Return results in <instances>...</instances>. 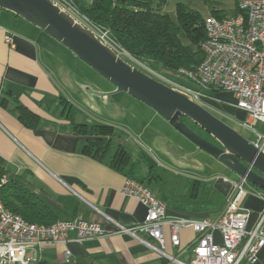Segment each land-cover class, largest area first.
<instances>
[{"label": "crops", "instance_id": "1", "mask_svg": "<svg viewBox=\"0 0 264 264\" xmlns=\"http://www.w3.org/2000/svg\"><path fill=\"white\" fill-rule=\"evenodd\" d=\"M0 26L12 33L14 41V47L10 48L0 29V96L9 91L11 97H16L25 107L55 125L28 129L9 111L11 104L8 108L0 106V164L54 205L59 211V219L78 217L98 223L105 230L100 237L82 241H77L75 234L69 233L65 242L45 245L41 250L40 264H160L161 257L156 252L130 235L114 233L113 224L106 220L108 217L124 226L134 225L145 219L146 208L136 198L122 194L124 176L81 153L85 139L73 134L69 123L57 115L53 101L58 97L66 98L80 110L84 106L75 102L80 100L74 93L70 68L59 61L56 64L45 52L42 41L48 35L4 9H0ZM81 86L83 88L85 84L81 82ZM212 94L211 98H203L204 105L223 112L227 107L230 119L238 110L233 95L226 91H213ZM164 163L169 162L165 160ZM189 177L197 183L193 197L197 198L200 188L209 183L207 187L217 188L223 202L217 209L208 202L167 200V216L215 218L229 192L230 181L238 179L237 176L231 179L198 172ZM191 179L187 178V182ZM245 187L247 193L241 206L249 212L246 224L249 231L264 210V194L251 184ZM178 205L180 208H175ZM193 237L190 227L182 228L180 247H189ZM214 239L219 242L218 233L214 234ZM65 251L71 254V262H65ZM171 252L177 254L173 249ZM187 255L183 252L179 259H186ZM241 264H264V246L254 263L242 261Z\"/></svg>", "mask_w": 264, "mask_h": 264}, {"label": "built area", "instance_id": "2", "mask_svg": "<svg viewBox=\"0 0 264 264\" xmlns=\"http://www.w3.org/2000/svg\"><path fill=\"white\" fill-rule=\"evenodd\" d=\"M72 19L90 30L106 47L132 66L156 80L189 94L201 104L206 92L226 91L234 98V106L244 112L240 124L254 137L250 143L264 154V0H236L237 12L230 17L209 15L203 20L205 38L200 45L201 62L191 68L176 70V77L189 80L188 88L150 69L120 46L107 28L93 23L80 13L72 0H50ZM91 1V0H89ZM4 41L14 47L12 33L0 26ZM229 181L227 178H223ZM8 181L3 175L0 185ZM244 179L230 181V189L215 218L201 219L167 216L166 205L146 186L125 178L121 192L136 198L145 208L142 222L130 226L106 217L114 233L130 235L134 240L174 264H241L254 263L264 246V210L253 229L247 231L249 212L241 206L247 193ZM190 227L193 240L187 248L180 247V230ZM74 233L77 241L100 237L105 230L92 221L73 217L58 219L50 225L30 223L5 208L0 201V264H29L41 262L45 245L65 242ZM218 233L219 242L214 234ZM167 241L177 252H165ZM187 253L185 261L179 255ZM66 263L72 261L65 251Z\"/></svg>", "mask_w": 264, "mask_h": 264}, {"label": "trees", "instance_id": "3", "mask_svg": "<svg viewBox=\"0 0 264 264\" xmlns=\"http://www.w3.org/2000/svg\"><path fill=\"white\" fill-rule=\"evenodd\" d=\"M72 1L80 13L96 25L107 28L115 41L133 57L146 61L150 69L180 85L193 88L189 80L182 77V80H178L174 75L182 67L198 65L203 58L200 45L205 38V30L203 20L196 12L177 3L176 21H173L167 14L153 8L152 0ZM212 15L224 18L219 12ZM181 31L190 45L182 44L179 39ZM212 93L206 92L205 96L211 98ZM9 104L11 108H8ZM53 104L59 109L57 115L69 123L72 133L85 139L81 147L83 155L146 186L166 205L167 197L159 186L163 181L161 173L144 149L127 137H122L112 125L89 123L87 115L62 96L55 99ZM0 106L8 108L28 129L55 126L25 107L16 97H11L9 91L0 96ZM183 121L199 135L217 144L192 121L187 118H183ZM3 175L8 177V181L0 185V201L5 208L30 223L50 225L59 219V211L54 205L0 164V180ZM193 184L196 190V181ZM255 188L264 194V190ZM175 208L179 209L180 206ZM160 264L174 263L161 257Z\"/></svg>", "mask_w": 264, "mask_h": 264}, {"label": "rangeland", "instance_id": "4", "mask_svg": "<svg viewBox=\"0 0 264 264\" xmlns=\"http://www.w3.org/2000/svg\"><path fill=\"white\" fill-rule=\"evenodd\" d=\"M177 3H182L196 12L202 20L213 12H219L224 17L233 16L237 8L236 0H152V7L176 21ZM179 39L183 45H190L183 31L180 32ZM42 43L45 52L56 64L59 61L70 68L69 76L72 78V84L75 83L73 84L74 93L77 100H80L75 102L84 106L81 110L86 113L87 121L92 124L112 125L117 129L118 134L134 141L148 153L161 173L163 181L159 186L168 196L169 202H172L171 200L177 203L197 201V204H203L208 202L217 209L220 207L223 197L217 188L207 187L209 183L200 188L197 198L193 197L197 188L193 189V179L189 175L198 172L205 176L217 174L232 179L236 177L235 173L205 151H197L196 146L177 132L161 115L129 94L119 92L101 98L82 89L81 82L91 89L104 93L114 88L109 81L75 57L69 49L54 38L46 36ZM174 76L176 77V74ZM176 78L182 80L179 77ZM201 104L247 140L254 139L253 135L240 124L244 119L242 110L236 111V108V113L229 119L227 107L223 112L204 105L203 101ZM58 110V108L55 109L56 113ZM165 160L169 163H164ZM187 178L191 180L187 182ZM247 185L249 183L245 182L244 186ZM165 252L172 253L168 241ZM181 260L185 261V258Z\"/></svg>", "mask_w": 264, "mask_h": 264}, {"label": "water", "instance_id": "5", "mask_svg": "<svg viewBox=\"0 0 264 264\" xmlns=\"http://www.w3.org/2000/svg\"><path fill=\"white\" fill-rule=\"evenodd\" d=\"M0 9L14 13L60 42L114 87L106 93L89 86L82 89L101 98L119 92L129 94L161 115L192 142L197 151H205L238 179L264 190V154L189 94L169 87L129 64L50 0H0ZM183 118L208 133L217 144L195 132Z\"/></svg>", "mask_w": 264, "mask_h": 264}]
</instances>
